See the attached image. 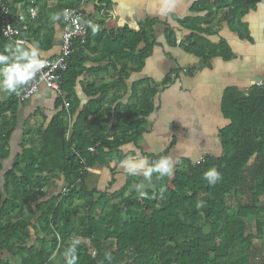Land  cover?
I'll use <instances>...</instances> for the list:
<instances>
[{
	"label": "trees",
	"instance_id": "trees-1",
	"mask_svg": "<svg viewBox=\"0 0 264 264\" xmlns=\"http://www.w3.org/2000/svg\"><path fill=\"white\" fill-rule=\"evenodd\" d=\"M23 2L25 10L37 8V18L20 31L18 37L24 43L15 44L1 33L0 7V53L9 46L30 47L32 42L45 49L51 41L49 18L65 7H76L70 0L51 9L48 0ZM97 3L108 6V0ZM1 6L10 25L19 28L15 4L5 5L1 0ZM208 14L178 21L189 31L184 50L203 61L224 56L226 50L224 42L213 45L199 35L208 33L203 27L208 26ZM83 21L85 38L73 40L67 67L59 73L62 96L54 103L57 112L35 131L24 126L15 152L10 140L23 101L16 94L0 100V253L8 254L0 264H10V260L66 264L64 253L73 240L78 241L76 264H264V258L253 259V240L264 236V88L253 85L244 93L235 87L223 90L220 111L227 124L218 130L219 155L202 156L197 163L180 159L171 177L159 178L154 173L150 186L142 190L146 196L137 194L138 179L130 176L111 192L113 179L104 190L89 188L90 169L98 165L112 174L115 162L131 154L122 152L125 144L131 143L150 161L168 151L147 153L137 146L145 117L153 109L154 86L148 85L139 94L132 86L131 102L103 108L109 90L125 86L128 74L138 71L148 57L151 21L136 30L99 33L111 45L103 54L120 66L117 82L102 84L95 82L98 69L83 65L90 32L89 21L84 17ZM56 23L62 27V16ZM80 78L82 91L90 97L81 106L75 93ZM63 100L69 104L67 109ZM210 167L223 176L212 186L203 179ZM249 216L254 218V235L245 233L244 219ZM107 241L112 242L109 249ZM105 253L111 254L110 261Z\"/></svg>",
	"mask_w": 264,
	"mask_h": 264
},
{
	"label": "crops",
	"instance_id": "crops-1",
	"mask_svg": "<svg viewBox=\"0 0 264 264\" xmlns=\"http://www.w3.org/2000/svg\"><path fill=\"white\" fill-rule=\"evenodd\" d=\"M23 1L3 0V3H14L17 14H23L31 22L33 19L26 16L28 10L34 8L36 19L37 8L25 10ZM70 1L83 12L84 18L99 25L95 33L90 27L89 49L84 48L83 64L87 69H98L95 73L97 84L116 83L120 67L116 60L103 54L111 45L108 37L100 38L99 33L103 31L105 36L107 31L136 30L151 21L152 44L148 57L138 71L128 74L125 86L109 90L103 106L109 110L116 103L122 107L131 102L132 86L137 94L148 85L154 86L153 109L145 117L144 131L137 138L139 149L147 153L167 150L166 156H171L177 164L180 159L194 162L202 156L219 155L218 130L227 124L220 111L223 90L235 87L244 93L255 82L264 80V5L258 7L261 0H108V6L99 5V0ZM60 2L64 0H48L47 7L51 9ZM195 4L199 5L197 9H194ZM207 11L210 20L208 26L203 27L208 28V33L199 35L213 45L224 42L226 50L224 56L215 55L203 61L184 50L182 44L189 31L180 27L178 21L202 18ZM49 29L50 44L40 49L43 59L56 56L60 49L62 27L50 21ZM45 32L43 29L42 33ZM143 46L141 44L140 48ZM80 80L82 78L76 84L75 93L81 106L90 97L82 91ZM56 98L54 91L40 85L28 101L21 103L10 140L12 152L18 149L17 142L24 126L35 131L57 112ZM3 99L5 97L0 96V100ZM121 150L124 154L131 153L129 156H143L131 143L123 145ZM128 176L137 178L136 183L145 184L144 188L150 186L142 176L129 175L118 164L112 174L104 167L93 166L86 182L89 188L104 190L113 179L108 189L111 192L122 186Z\"/></svg>",
	"mask_w": 264,
	"mask_h": 264
},
{
	"label": "clouds",
	"instance_id": "clouds-1",
	"mask_svg": "<svg viewBox=\"0 0 264 264\" xmlns=\"http://www.w3.org/2000/svg\"><path fill=\"white\" fill-rule=\"evenodd\" d=\"M264 5V0H261V5ZM171 11V8L168 9ZM72 15L69 9H63L60 12L54 13L51 16L53 22L60 20L61 16L65 19ZM93 33L99 30V25H94L89 22ZM7 53V54H5ZM47 66V61L41 57L38 44H33L30 47H22L19 45L9 46L0 53V91L7 95H19L23 88L31 85L39 73ZM36 92L35 88L31 89ZM119 167L129 175L142 176L145 181L151 182L153 174H158L159 178L171 177L174 174L177 161L171 156H162L158 160L150 161L147 156H128L118 162ZM203 179L208 185H215L223 179L221 172L216 167H210L203 173ZM145 184H137L136 191L140 192L141 196H146L143 192ZM165 189H161V194ZM203 202H201L202 206ZM78 241L73 240L71 245L66 249L64 257L66 264H76ZM111 254L105 253V259L111 260Z\"/></svg>",
	"mask_w": 264,
	"mask_h": 264
},
{
	"label": "built area",
	"instance_id": "built-area-1",
	"mask_svg": "<svg viewBox=\"0 0 264 264\" xmlns=\"http://www.w3.org/2000/svg\"><path fill=\"white\" fill-rule=\"evenodd\" d=\"M0 7L3 13V20H2V27H1V33L2 35L13 41L15 44H23V39L18 37L20 31H25L28 29L29 22L27 18L21 14L18 13L17 20L20 23V27L16 28L10 25L9 20L6 16V10L1 6V0H0ZM63 9H69L72 13L71 17L68 19H65L62 16V35H61V44L59 53L51 58H44L47 61V66L41 71V73L38 74L37 79L28 87L23 88L21 93L17 96V99L19 101H25L28 99L31 95L34 94V92L31 91L32 88H35L38 90V87L40 85L45 86L46 88L52 90L55 92L57 96H62V93L59 88V73L64 71L68 64V57L71 55L73 49H72V42L75 38H79L81 40H84L86 35V26L83 21V13L82 11L77 7H65ZM35 10L34 8H29L28 10V18L34 19L35 18ZM255 86L264 88V80L263 81H257L254 83ZM63 106L65 109L68 108L69 104L67 101L63 100ZM67 125L69 127L70 125V116H67ZM66 135H68V131L66 132ZM89 152H92L93 149L89 148ZM202 157H200L198 161L201 160Z\"/></svg>",
	"mask_w": 264,
	"mask_h": 264
},
{
	"label": "rangeland",
	"instance_id": "rangeland-1",
	"mask_svg": "<svg viewBox=\"0 0 264 264\" xmlns=\"http://www.w3.org/2000/svg\"><path fill=\"white\" fill-rule=\"evenodd\" d=\"M36 93V92H35ZM34 93V94H35ZM33 94V95H34ZM33 95H31L28 99H26L25 101H28ZM0 96L1 97H5L8 96L6 93H4L3 91H0ZM70 123H71V118H70ZM66 124H67V119H66ZM70 126V125H69ZM53 189V188H52ZM48 192V189H47ZM140 192L137 191V194H139ZM48 194V193H47ZM228 205H232V199L228 198L226 200ZM229 215L233 214L232 210H228ZM204 229H206L207 227L204 224H201ZM244 228H245V233L247 234H255V229H254V218L249 216L246 217L244 219ZM34 238H32L33 240ZM253 244H255V253L253 252V259L254 261H259L260 258H264V236L260 237V236H255L254 240H253ZM112 242L111 241H107L105 243V248H111ZM8 257V254L6 252H2L0 253V259L6 258ZM10 264H16L15 261L10 260Z\"/></svg>",
	"mask_w": 264,
	"mask_h": 264
}]
</instances>
